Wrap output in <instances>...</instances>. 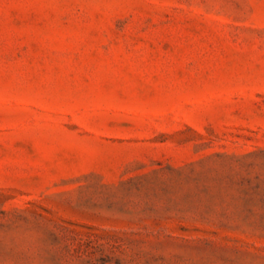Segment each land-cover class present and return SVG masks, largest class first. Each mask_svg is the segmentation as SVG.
<instances>
[{"label": "rangeland", "instance_id": "rangeland-1", "mask_svg": "<svg viewBox=\"0 0 264 264\" xmlns=\"http://www.w3.org/2000/svg\"><path fill=\"white\" fill-rule=\"evenodd\" d=\"M0 264H264V0H0Z\"/></svg>", "mask_w": 264, "mask_h": 264}]
</instances>
